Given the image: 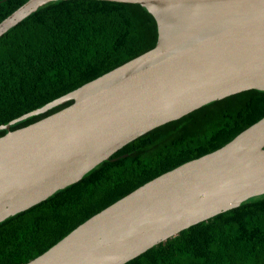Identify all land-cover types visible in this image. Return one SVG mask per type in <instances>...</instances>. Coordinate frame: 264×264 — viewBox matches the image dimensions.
Masks as SVG:
<instances>
[{"label": "water", "instance_id": "water-1", "mask_svg": "<svg viewBox=\"0 0 264 264\" xmlns=\"http://www.w3.org/2000/svg\"><path fill=\"white\" fill-rule=\"evenodd\" d=\"M28 0L0 37L45 4ZM140 4L154 48L0 130V222L80 181L123 146L203 105L264 92V0H107ZM72 104L30 125L15 123ZM264 195V117L213 152L167 171L25 264H125L183 230Z\"/></svg>", "mask_w": 264, "mask_h": 264}, {"label": "trees", "instance_id": "trees-1", "mask_svg": "<svg viewBox=\"0 0 264 264\" xmlns=\"http://www.w3.org/2000/svg\"><path fill=\"white\" fill-rule=\"evenodd\" d=\"M28 0H0V22ZM140 4L56 0L0 37V125L155 47ZM68 101L11 126L30 125ZM264 117V92L215 100L131 141L80 181L0 222V264H25L138 187L224 146ZM8 132L0 130V137ZM125 264H264V195L183 230Z\"/></svg>", "mask_w": 264, "mask_h": 264}]
</instances>
